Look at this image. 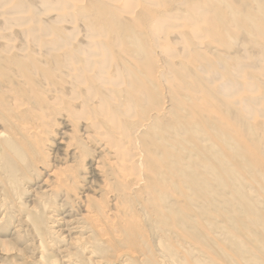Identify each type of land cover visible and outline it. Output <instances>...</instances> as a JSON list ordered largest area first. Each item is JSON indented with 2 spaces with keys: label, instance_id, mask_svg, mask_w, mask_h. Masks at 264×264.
<instances>
[{
  "label": "bare ground",
  "instance_id": "bare-ground-1",
  "mask_svg": "<svg viewBox=\"0 0 264 264\" xmlns=\"http://www.w3.org/2000/svg\"><path fill=\"white\" fill-rule=\"evenodd\" d=\"M10 212L19 264H264V0H0Z\"/></svg>",
  "mask_w": 264,
  "mask_h": 264
},
{
  "label": "rangeland",
  "instance_id": "rangeland-1",
  "mask_svg": "<svg viewBox=\"0 0 264 264\" xmlns=\"http://www.w3.org/2000/svg\"><path fill=\"white\" fill-rule=\"evenodd\" d=\"M0 215H2V214L0 213ZM16 216L17 215H15V214L13 216V214L10 212L9 213V217H10V220H11V224L8 226V229H4V228L0 227V237H1L0 239H6L8 241L9 240H12L13 241V243H11V245H10L11 247L9 246L10 248L4 249L3 252H5L6 254L5 253L2 254V255L0 254V256H1L0 258L2 259V260H0V263L1 264H17V263L19 264V263H25V261H27L30 258V256H33L34 257L35 254H36V256L38 258H39V256H41V253L40 252H37L38 251L37 248L35 249V246L33 247V244L30 243L31 240H33V236L27 231V226L26 225H21L20 226V229L18 230V233H20L21 237H18V238L16 237L17 239L14 238L16 232L13 233V230H14V226L16 225V218H17ZM0 226H1V223H0ZM10 235L11 236L13 235L12 236L13 238ZM14 240H15V243H14ZM27 243H30V244L28 246H26ZM58 243H60V244H58ZM48 245H47V243L45 244V250L43 251V253H44L43 254V257L45 259L55 260V263L56 264H62L61 260L58 261V259L56 258L57 253L54 254V251H53L54 249H52V248L57 247L59 245L61 247V246H63V243L57 241L55 244H53V245H55L54 247H53V245H50V247ZM46 246L49 247V248H47ZM0 247H1V245H0ZM46 249L48 250V252H47ZM32 250H33V252H32ZM49 252L52 253V254H50ZM32 253H34V255H32ZM48 254L51 257L50 256L48 257ZM37 257H36V259H37ZM77 264H79V263H77Z\"/></svg>",
  "mask_w": 264,
  "mask_h": 264
}]
</instances>
